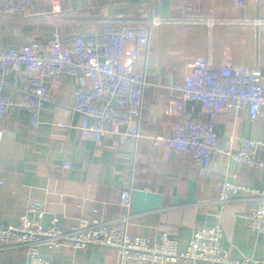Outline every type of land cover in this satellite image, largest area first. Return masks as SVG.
Wrapping results in <instances>:
<instances>
[{
  "label": "crops",
  "instance_id": "crops-1",
  "mask_svg": "<svg viewBox=\"0 0 264 264\" xmlns=\"http://www.w3.org/2000/svg\"><path fill=\"white\" fill-rule=\"evenodd\" d=\"M8 1L0 0V14ZM157 1L165 17H235L245 15L251 8L247 0H169V8L165 10L161 9L163 0H60L62 11L47 19L35 15L50 11L52 0H32L28 8L32 15L3 14L0 18V43L4 47H18L27 38H36L46 44L55 27L66 41H71L76 32H98L104 17L137 18L157 6ZM257 5L264 18V0H257ZM252 13L249 10L246 15ZM198 55L210 58L214 66L259 64L264 85V26L219 25L211 30L161 26L139 55L147 81L139 119L141 135L135 138L123 133L108 134L99 143L91 137H82L76 127L78 115L72 107L76 78L62 76L51 85V100L42 111L41 124L33 130L28 113L19 104L25 74H12L14 87L9 93L15 104L8 119L0 118V128L4 129L0 139V178L4 180L0 184V225L23 215L31 198L46 199V219L58 217L65 230L96 207L104 218L116 221L126 212L120 202L121 193L130 187L132 196L134 189L163 195L160 209L141 213L130 209V233L153 238L170 231L178 236L183 250L196 227L216 221L219 212L224 229L222 242L230 256L262 257L264 236L245 223L250 201L238 196L222 206L217 196L218 184L235 172L240 183L264 190V171L237 165L225 153L237 148L240 138L264 137V122L251 121L246 109L221 112L216 130L222 150L213 155L203 175H199L187 155L156 141L159 136H172L180 123L208 117L205 108L196 102H189L178 112L170 88L183 79L185 65ZM59 121H68L71 127L55 125ZM66 158L71 162L70 168L63 167ZM190 179L196 180V201L171 204L172 196H186ZM51 257L68 264H118L117 252L99 245L80 250L67 242ZM0 264H25L23 249L5 246L0 241Z\"/></svg>",
  "mask_w": 264,
  "mask_h": 264
},
{
  "label": "built area",
  "instance_id": "built-area-1",
  "mask_svg": "<svg viewBox=\"0 0 264 264\" xmlns=\"http://www.w3.org/2000/svg\"><path fill=\"white\" fill-rule=\"evenodd\" d=\"M252 15L165 17L159 4L140 17H104L98 32H76L66 41L58 27L52 29L44 44L27 38L18 47H4L0 43V118L8 119L15 104L10 95L14 87L10 76L24 73L19 104L29 116L34 130L42 122V111L51 100V85L62 76L76 78L72 90L73 111L78 115L76 127L82 137L97 143L108 134L123 133L138 138L143 92L147 83L145 70L139 64L140 52L146 50L157 28L161 26H190L211 30L215 26H264L258 13L257 0ZM52 9L38 13L36 18L53 19L60 13V0H52ZM32 0H9L0 18L5 15L30 16ZM101 19V18H100ZM181 81L170 85L174 92L173 106L181 112L189 102L201 104L207 118L180 123L172 136H159L156 141L187 155L203 175L214 154L221 151V139L216 130L218 115L226 110L246 109L251 121L264 122L263 70L259 64L244 67L232 63L214 66L211 59L195 56L184 67ZM55 125L70 128L68 121ZM124 129V131H123ZM123 131V132H122ZM4 129L0 128V139ZM225 153L237 165L264 171V137L240 138L238 147ZM70 168L69 158L63 163ZM235 172L218 184L217 202L222 206L241 196L250 201L245 223L264 236V190L240 183ZM4 180L0 178V184ZM126 212L112 221L100 214L98 207L88 216H80L65 230L59 218L49 220L46 199H28L25 212L16 220L0 225V241L9 247L23 249L25 264H68L51 257L65 243L75 249L90 245L104 246L117 252L118 264H164L186 261L190 264H264L260 258L241 256L234 259L223 245L224 229L217 212V220L202 223L194 230L188 246L181 250L179 238L170 231L157 237L132 234L128 230L132 189H124L120 197Z\"/></svg>",
  "mask_w": 264,
  "mask_h": 264
},
{
  "label": "water",
  "instance_id": "water-1",
  "mask_svg": "<svg viewBox=\"0 0 264 264\" xmlns=\"http://www.w3.org/2000/svg\"><path fill=\"white\" fill-rule=\"evenodd\" d=\"M169 8V0L161 2V9ZM196 180L190 179L188 182V190L185 197L172 196L171 204H192L196 201L195 196ZM163 195L145 189H134L132 196L131 209L133 213H141L151 210L160 209L162 207Z\"/></svg>",
  "mask_w": 264,
  "mask_h": 264
},
{
  "label": "rangeland",
  "instance_id": "rangeland-1",
  "mask_svg": "<svg viewBox=\"0 0 264 264\" xmlns=\"http://www.w3.org/2000/svg\"><path fill=\"white\" fill-rule=\"evenodd\" d=\"M245 2H248L249 3V8H248V5L247 6H245L246 8H248L249 10H250V12H252L253 11V7H254V3L253 2H251V1H249V0H247V1H245ZM251 4V5H250ZM247 10V9H246ZM249 10H247L244 14H247V12L249 11Z\"/></svg>",
  "mask_w": 264,
  "mask_h": 264
}]
</instances>
